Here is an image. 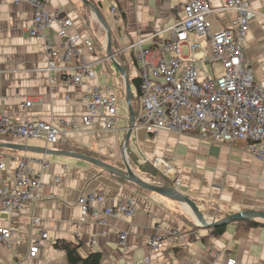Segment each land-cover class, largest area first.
Listing matches in <instances>:
<instances>
[{
	"label": "crops",
	"instance_id": "obj_1",
	"mask_svg": "<svg viewBox=\"0 0 264 264\" xmlns=\"http://www.w3.org/2000/svg\"><path fill=\"white\" fill-rule=\"evenodd\" d=\"M91 1L101 7L113 48L125 54L131 43L177 23L183 17V6L188 0ZM249 1L255 9L264 12V0ZM209 2L216 10L224 5V0ZM113 8L121 15V22L111 13ZM48 11L72 22L70 35L96 42L93 52L83 47L82 54L84 60L98 62L95 65L97 76L85 78L80 87H70L64 84L62 74L46 72L47 43L56 47L63 43L58 27L54 25L45 37H30L31 5L25 0L19 4L14 0H0V111L18 122L29 117L51 122L59 130L66 129V121H74L78 127L70 130L65 141L58 145L47 146L41 140H29L22 145L0 136L1 144L25 147V151L0 147V164L5 166L0 171V181L12 182L16 171L14 155L27 158L29 168L41 175L42 180L40 201L26 202L11 214L0 213V229L13 230L16 244L8 249L0 243V264H68L65 252L55 248L57 242L79 247L83 258L101 253V264H226L231 259L239 264H264V227L239 231L231 224L223 236L212 238L209 229L197 223L188 206L144 189L138 191V186L123 183L86 160L47 154V151L70 152L62 149L67 147L81 150L75 154L92 155L91 158L123 170V144L130 127L129 110L128 114L122 111L117 132L106 131L101 123L84 126L86 87L110 88L119 93L124 91L125 82L107 55L106 30L85 4L80 0H50ZM236 17L235 12L218 11L211 23L218 31L228 28ZM244 48L256 82L264 86V20L257 18L252 22ZM130 65L128 76L133 81L138 77L139 68L132 62ZM201 67L207 72L201 76L217 75L212 68ZM218 70L221 73L220 67ZM116 75L121 77L118 81L113 79ZM40 98L42 104L37 103ZM29 100L35 104L24 109L23 105ZM128 154L129 159L131 155L138 163L152 166L155 159L160 158L161 165L154 163V166L172 181L180 180L179 185L173 181L174 188L193 200L208 222L222 220L239 211L264 213V163L256 160L244 143L225 145L210 139L201 140L195 133L149 134L138 129L132 132ZM45 157L51 162L47 170L40 164ZM84 191L103 196L105 207H115L118 201L131 199L137 214L132 218H107L106 226H98L93 220L83 222L78 199ZM158 227L165 235L162 250L149 254L145 244L155 236ZM171 230L183 235L187 249L171 244L167 237ZM122 233L128 235L125 248L120 245ZM43 234L47 235L45 240L41 239ZM35 242H39V252L31 259L29 250Z\"/></svg>",
	"mask_w": 264,
	"mask_h": 264
},
{
	"label": "built area",
	"instance_id": "obj_2",
	"mask_svg": "<svg viewBox=\"0 0 264 264\" xmlns=\"http://www.w3.org/2000/svg\"><path fill=\"white\" fill-rule=\"evenodd\" d=\"M24 0H14L19 4ZM33 9L32 26L28 30L30 37H45L54 25L63 39L61 46L47 43L48 73H60L64 84L80 87L84 79H95V65L98 62L86 61L82 48L90 52L95 49L94 42L80 35H70L73 26L69 20H61L59 13H50V0H25ZM218 11H232L237 17L228 28L214 30L211 18ZM111 13L118 22L122 17L113 8ZM264 20V12L255 9L249 0H224L220 10L212 8L209 0H188L183 6V17L164 30L155 32L148 38H140L125 50L130 53V62L139 68L140 111L136 116L134 130L142 129L149 134L162 131L176 134L195 133L201 140L234 145L246 144L247 151L258 161L264 163V86L255 80L254 71L245 55V41L254 20ZM168 34L169 38H165ZM205 41V42H203ZM184 49L187 50L186 54ZM195 54L202 55L200 60ZM210 67L217 74L207 75ZM218 67L221 68L219 73ZM87 113L82 117L85 127L101 123L108 132H117L119 121V93L107 88L87 86L85 89ZM39 104L43 99H38ZM35 101L29 100L23 105L29 109ZM66 129L59 130L51 122L32 120L25 117L16 121L11 115L0 111V136L12 138L26 145L29 140H41L49 145H58L65 141L70 130H77L74 121L65 122ZM15 175L10 184L0 181V213L11 214L26 202L41 200V175L29 168L27 158L14 155ZM160 158L155 159L161 165ZM43 170L51 167L46 157L40 161ZM0 164V171L4 170ZM177 185L179 179H173ZM61 183V180H57ZM78 205L82 210L83 222L93 220L98 226H106L107 218H132L137 208L131 199H122L115 207H105V198L97 193L84 191ZM37 223V221H34ZM161 227L155 236L146 242L150 253L162 250ZM14 232L9 228L0 229V243L8 249L16 244ZM169 241L187 249L183 235L171 230ZM46 234L41 236L42 240ZM128 235H120V245L127 247ZM39 252V242L32 244L29 258L34 259ZM226 264H239L237 260H228Z\"/></svg>",
	"mask_w": 264,
	"mask_h": 264
},
{
	"label": "water",
	"instance_id": "obj_3",
	"mask_svg": "<svg viewBox=\"0 0 264 264\" xmlns=\"http://www.w3.org/2000/svg\"><path fill=\"white\" fill-rule=\"evenodd\" d=\"M80 1L91 10L95 18L106 30L107 32V55L110 58V60L113 62V64L116 66L117 70L119 71L121 77L123 78L125 82V100L128 105L129 117H130V127L128 129V133L125 137L124 144H123V157H124L125 169L123 170L117 169L116 167L110 164H107L101 160L87 157L81 154H75V153H70V152H49V151H47V154L49 153V154L64 155V156H70V157L77 158V159L86 160L92 164L100 166L101 168L109 172L110 174L118 178H121L127 182H130L131 184H134L146 191H149L157 195H160L162 197H165L167 199L176 201L182 205H186L190 208L191 212L195 216L197 223L204 229H210L211 227H214L217 225L227 226L233 222L240 221V220H252L257 223L261 222L264 225V213L255 212V211H239L236 214L231 215L222 220H214V221L208 222L203 216V212L199 209V207L193 200L183 195L182 193L177 191L175 188H171L163 184H156V183L148 182L143 177H141V175L133 171L130 163L128 162V158H127V149L130 144V139H131L132 132L135 127L134 126L135 121H136V116L133 110L132 99H131V94H132L131 93V81L125 69L121 67V65L118 63V61L115 58V54L113 52V46H112L111 32H110V29L105 19L95 9L93 4H91L89 1L87 0H80ZM0 147L17 150V151H25L24 146L14 145V144H1L0 143Z\"/></svg>",
	"mask_w": 264,
	"mask_h": 264
},
{
	"label": "trees",
	"instance_id": "obj_4",
	"mask_svg": "<svg viewBox=\"0 0 264 264\" xmlns=\"http://www.w3.org/2000/svg\"><path fill=\"white\" fill-rule=\"evenodd\" d=\"M87 1H89L91 4H93L95 9L99 13L101 12V7L99 4H95L91 0H87ZM88 20H89V17H88ZM95 43L96 42H94V45H95ZM113 52L115 54V58L118 61V63L127 72L128 63L123 56L124 54L122 52L118 51V48H117V50H115L113 48ZM131 85H133V87L135 89V93L131 94L132 106H133V110L135 112V116H138L139 111H140V102H139L140 80H139V78L137 77L136 79H134L131 82ZM62 149L69 150L70 152H74V153H78V152L81 153L80 152L81 150L80 151L71 150V149H68L67 147H64ZM90 156H92V155H90ZM93 158H95V157H93ZM95 159H98V158H95ZM130 160H133V162H131V163H135L134 166H135L137 172L139 173V175L140 174L143 175L147 180H149L153 183H159V184H163V185H166L168 187L174 188L173 183L175 181L173 180L174 181L173 182L168 176H165L164 174H162L156 167L152 166L149 163L144 164V165H137L136 163H138V162L136 160H134V158L131 155H130ZM114 177L123 183L131 184L130 182H127L121 178H118L116 176H114ZM136 189L138 191H143V189L140 187H136ZM231 224L236 225V227L239 229V231L240 230L249 231L252 229L264 227L263 225L255 222V221H252V220H240V221L233 222ZM227 227H228V225L227 226L226 225H217V226L211 227L209 229V231H210L209 236L212 238H219L226 233ZM55 248L60 249L63 252H65V254L67 256L68 264H101L102 259H103V256L101 253H93V254H90L88 257L83 258L79 253V247H77L71 243H67V242H57L55 244Z\"/></svg>",
	"mask_w": 264,
	"mask_h": 264
},
{
	"label": "rangeland",
	"instance_id": "obj_5",
	"mask_svg": "<svg viewBox=\"0 0 264 264\" xmlns=\"http://www.w3.org/2000/svg\"><path fill=\"white\" fill-rule=\"evenodd\" d=\"M186 52H187V50L186 49H184V53L186 54ZM124 58L127 60V62H128V67H127V74L129 75L130 73H131V67H132V65H130L131 64V62H130V53H125L124 55ZM195 58L197 59V60H200L201 58H202V55H195ZM200 69H202V67H201V65H200ZM116 74H117V71H116ZM116 77L117 78H113L115 81H118V79H119V77L116 75ZM129 77V76H128ZM202 77V76H201ZM121 78V77H120ZM131 82H132V80H131ZM116 89H118V87H116ZM118 91V90H117ZM121 91V90H120ZM119 92V91H118ZM122 96H123V98L120 100V103H119V106H120V111H119V118L121 117V115H122V111L124 110V111H126V114H128V105H127V103H126V100H125V86H124V91L123 92H119ZM131 93H135V89H134V87H133V85H131ZM127 151L129 152V146H128V149H127ZM128 152H127V158L129 159V154H128ZM129 161V163H130V165H131V167H132V169H133V171H135L137 174H139L138 172H137V170H136V168H135V166H134V164L135 163H131L130 162V159L128 160ZM154 163H155V161H154ZM154 163H153V166H154ZM137 165H144V164H147V163H143V164H141V163H136ZM122 165V167L124 168L125 167V164H124V161H123V163L121 164ZM155 167V166H154ZM125 169V168H124ZM162 174H163V172H161ZM166 176V175H165ZM216 220V219H215Z\"/></svg>",
	"mask_w": 264,
	"mask_h": 264
}]
</instances>
